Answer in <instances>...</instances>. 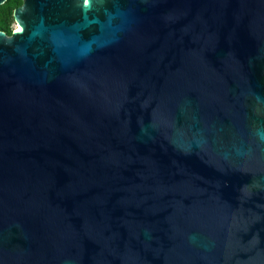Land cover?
Segmentation results:
<instances>
[{
    "label": "water",
    "instance_id": "water-1",
    "mask_svg": "<svg viewBox=\"0 0 264 264\" xmlns=\"http://www.w3.org/2000/svg\"><path fill=\"white\" fill-rule=\"evenodd\" d=\"M21 1L0 264H264V0Z\"/></svg>",
    "mask_w": 264,
    "mask_h": 264
},
{
    "label": "trees",
    "instance_id": "trees-1",
    "mask_svg": "<svg viewBox=\"0 0 264 264\" xmlns=\"http://www.w3.org/2000/svg\"><path fill=\"white\" fill-rule=\"evenodd\" d=\"M21 0H7V2L0 6V32L10 36L13 32V12L16 8L21 6Z\"/></svg>",
    "mask_w": 264,
    "mask_h": 264
},
{
    "label": "rangeland",
    "instance_id": "rangeland-1",
    "mask_svg": "<svg viewBox=\"0 0 264 264\" xmlns=\"http://www.w3.org/2000/svg\"><path fill=\"white\" fill-rule=\"evenodd\" d=\"M17 27H18L17 24L14 23L13 24V31H16L17 30Z\"/></svg>",
    "mask_w": 264,
    "mask_h": 264
},
{
    "label": "snow or ice",
    "instance_id": "snow-or-ice-1",
    "mask_svg": "<svg viewBox=\"0 0 264 264\" xmlns=\"http://www.w3.org/2000/svg\"><path fill=\"white\" fill-rule=\"evenodd\" d=\"M85 2L87 3V0H85ZM21 29L19 27H17V31H20Z\"/></svg>",
    "mask_w": 264,
    "mask_h": 264
},
{
    "label": "bare ground",
    "instance_id": "bare-ground-1",
    "mask_svg": "<svg viewBox=\"0 0 264 264\" xmlns=\"http://www.w3.org/2000/svg\"><path fill=\"white\" fill-rule=\"evenodd\" d=\"M19 27V26H18ZM17 31V30H16ZM18 32V31H17Z\"/></svg>",
    "mask_w": 264,
    "mask_h": 264
}]
</instances>
